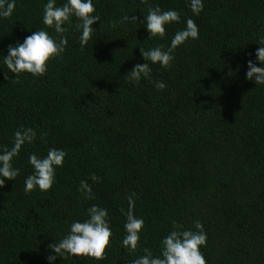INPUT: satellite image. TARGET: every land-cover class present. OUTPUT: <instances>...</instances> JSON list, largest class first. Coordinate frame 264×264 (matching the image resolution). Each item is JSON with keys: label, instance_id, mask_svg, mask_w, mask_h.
<instances>
[{"label": "trees", "instance_id": "trees-1", "mask_svg": "<svg viewBox=\"0 0 264 264\" xmlns=\"http://www.w3.org/2000/svg\"><path fill=\"white\" fill-rule=\"evenodd\" d=\"M47 2L15 0L13 14L0 17V154L17 129L37 133L12 161L17 178L0 187V264H133L144 248L161 255L174 221L190 230L203 224L206 264H264V85L246 77L249 60L264 67L256 55L264 0H203L199 16L190 0H93L100 21L88 45L81 48L73 16L64 25L65 51L46 74L25 72L13 82L4 64L9 45L37 30L59 40L43 23ZM64 3L56 0L58 7ZM149 6L180 14L163 39H150L143 23ZM125 15L138 22L121 23ZM189 18L199 38L175 49L170 68L149 62L150 78L130 82L135 65L147 63L140 48L167 50ZM158 81L164 90H157ZM50 148L67 153L52 188L26 194L24 182L34 172L29 156L43 158ZM82 180L94 199L79 191ZM133 193L144 226L138 249L129 252L121 209L128 210ZM93 205L109 213L106 258L58 256L49 245L73 222L88 219Z\"/></svg>", "mask_w": 264, "mask_h": 264}, {"label": "clouds", "instance_id": "clouds-1", "mask_svg": "<svg viewBox=\"0 0 264 264\" xmlns=\"http://www.w3.org/2000/svg\"><path fill=\"white\" fill-rule=\"evenodd\" d=\"M147 3L148 0H143ZM15 0H0V17L8 18L15 10ZM191 11L199 16L203 11V0H190ZM95 7L93 0H66L63 6H57L56 0H48L44 5L43 23L49 28H54L59 34V40L54 39L46 30H37L32 35L25 38L16 46L9 45V54L4 57V64L7 69L14 73L13 82H19L18 77L22 73H30L33 76H43L47 72L48 63L61 56L68 44L67 37L64 35L68 28L65 24H71V18L74 16L79 20L76 27L81 30L79 37L81 48L88 45L92 34L95 31L92 25L100 21V17L94 15ZM180 14L175 10H162L159 6L148 8V14L144 16L145 24L150 39L159 37L163 39L166 34V25L173 22H179ZM131 21L138 22L135 16L122 17L121 23ZM102 26V25H101ZM111 26H117L116 21L111 22ZM199 38V29L196 22L189 18L186 21V28L178 31L171 40L170 47L164 50L162 46L144 50L140 48L143 58L147 61L145 64H136L127 74L130 82L139 83L141 78H150L152 64H159L163 68H170L171 61L174 59V51L177 47L189 39ZM261 45L257 50V57L261 64H264V38L259 42ZM249 71L246 77L249 81L255 80L257 85H264V67H257L251 60L248 62ZM5 79H10L5 73ZM157 90H164L166 84L156 82ZM46 135V134H45ZM37 138L36 131L31 127H22L14 133V139L10 148H4L3 154H0V187L5 185V179L15 180L19 175V169L13 167V159L17 157L22 147L27 143H33ZM43 138V136L41 137ZM67 153L63 150L50 148L47 155L43 158L36 154H31L28 158L29 164L34 169L33 174L25 180L24 191L31 193L37 187L40 191H48L55 182V173L57 167H62ZM90 179L94 183L100 182V177L92 174ZM79 191L85 199H94L92 187L87 181L80 182ZM135 193L128 197L129 207L125 212L126 216L124 228L126 235L122 240V246L129 252H135L138 249L140 241V232L144 226V220L137 218L134 213ZM108 210L91 206L87 210L88 219L84 222L75 221L70 225L69 233L58 243L50 244L49 248L58 256L67 258L68 255L88 257L95 260L106 258V249L110 246V240L113 235L108 223ZM194 229H184V226L178 222H173V230L161 241V255L153 256L148 248H144V255L139 256L133 264H206V260L201 252V246H206L207 234L201 222L194 223ZM56 256L49 255L48 260L54 261Z\"/></svg>", "mask_w": 264, "mask_h": 264}]
</instances>
